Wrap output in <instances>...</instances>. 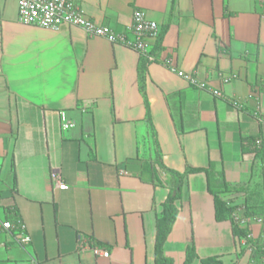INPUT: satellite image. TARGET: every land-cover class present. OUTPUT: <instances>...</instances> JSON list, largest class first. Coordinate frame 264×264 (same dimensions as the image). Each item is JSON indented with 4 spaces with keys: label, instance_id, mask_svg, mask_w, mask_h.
I'll list each match as a JSON object with an SVG mask.
<instances>
[{
    "label": "crops",
    "instance_id": "1",
    "mask_svg": "<svg viewBox=\"0 0 264 264\" xmlns=\"http://www.w3.org/2000/svg\"><path fill=\"white\" fill-rule=\"evenodd\" d=\"M76 4L116 31L145 11L159 28L152 59L78 26L24 24L18 0H0V219L14 213L30 235L22 247L0 228V264H155L156 218L188 168L163 253L182 264L193 245L190 264H264V224L242 225L263 254L240 251L208 189L264 218V0Z\"/></svg>",
    "mask_w": 264,
    "mask_h": 264
},
{
    "label": "built area",
    "instance_id": "2",
    "mask_svg": "<svg viewBox=\"0 0 264 264\" xmlns=\"http://www.w3.org/2000/svg\"><path fill=\"white\" fill-rule=\"evenodd\" d=\"M18 19L24 24L51 30H58L63 24L78 26L90 35L104 37L113 43L125 45L142 55H146L148 59H152L147 52L148 41L149 39H155L159 33L157 22L150 19L142 9H135L132 13L130 24H128L124 30L116 31L109 26L99 25L88 18L78 7L76 0H18ZM165 65L171 71L183 77L190 85L201 89H208L215 96L221 95L219 90L213 89L205 81L199 80L194 73H186L177 70L171 64L170 60L165 61ZM227 80L228 78H224V81ZM254 114L259 122L264 123L263 114H259L257 111L254 112ZM60 117L61 127L63 129H68L75 125L72 120L66 117L63 111ZM256 143L259 144L260 141ZM51 180L55 186L60 189H65L67 187L55 173L51 174ZM243 209L242 215L239 214L241 210L239 207L232 214L234 220L239 221L240 225H246V223L252 219L264 224L263 217L246 216L244 215L245 207H243ZM0 228L11 235L14 244L22 247L29 244L30 235L27 233L26 227L20 218H17L15 221L0 219ZM248 238L251 239V241L247 249L256 251L258 246L257 241L252 239L251 234H249ZM245 241L246 240L243 239V242ZM92 251L97 256H109V252L106 249L98 246H93ZM17 264L39 263L33 258H30L27 262H18Z\"/></svg>",
    "mask_w": 264,
    "mask_h": 264
},
{
    "label": "trees",
    "instance_id": "3",
    "mask_svg": "<svg viewBox=\"0 0 264 264\" xmlns=\"http://www.w3.org/2000/svg\"><path fill=\"white\" fill-rule=\"evenodd\" d=\"M259 146V144L256 143ZM195 169L188 168L183 173L174 172L173 173V181L172 186L169 190V193L163 203V208L160 214L156 218V234H155V246H154V255H155V264H174L171 257L166 256L163 253V244L167 239V236L171 230L172 224L175 220V216L177 213V208L175 206V200L179 198L181 194V184L183 182L184 176ZM209 191L214 196V205H215V217L217 220L229 219L232 224V232L235 237L239 240V249L240 251H244L247 249L251 239L248 238L250 231L246 226L240 225L239 221L234 220L232 214L238 208V205L232 204L229 198H224L220 195L222 191L213 190L208 185ZM245 211L244 215L246 216H258L254 209H250V206L244 205ZM18 217L14 215V213H9L6 216L7 220L15 221ZM245 239V242H241ZM261 250L258 248L256 251ZM196 256L195 249L193 245H189L185 251V256L182 264H190L193 258ZM203 264H222L221 260L218 256H208L202 259Z\"/></svg>",
    "mask_w": 264,
    "mask_h": 264
},
{
    "label": "rangeland",
    "instance_id": "4",
    "mask_svg": "<svg viewBox=\"0 0 264 264\" xmlns=\"http://www.w3.org/2000/svg\"><path fill=\"white\" fill-rule=\"evenodd\" d=\"M240 209H241V210H240L239 214L242 215V214H243V210H244V209H243V206H241ZM250 222H252V220H251Z\"/></svg>",
    "mask_w": 264,
    "mask_h": 264
}]
</instances>
